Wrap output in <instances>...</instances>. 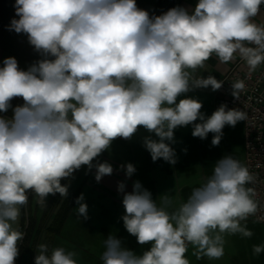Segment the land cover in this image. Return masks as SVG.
Here are the masks:
<instances>
[{
    "label": "clouds",
    "instance_id": "1",
    "mask_svg": "<svg viewBox=\"0 0 264 264\" xmlns=\"http://www.w3.org/2000/svg\"><path fill=\"white\" fill-rule=\"evenodd\" d=\"M262 5L264 0H198L191 12L178 6L150 16L136 0H15L19 18L9 30L27 34L43 58L27 70L15 57L0 67V112H8L14 98L24 101L12 108L11 118L0 116V264H16L24 233L14 225L28 192L43 208L50 194L68 196L69 185L61 181L82 166L96 168L97 182L111 175L110 163L93 161L113 140L131 139L143 127L159 138H144L152 160L174 165L168 142L175 143L176 128L192 125V135L201 139L213 133L212 145L218 146L226 125L245 121L244 111L226 104L206 118L198 99L178 98L222 87L212 75H194L213 55L221 63L238 55L250 71L264 63V23L254 21ZM231 87L238 99L245 83ZM121 167L128 177L136 171L131 163ZM252 181L248 168L226 155L173 211L167 194L158 206L136 181L123 196L122 220L138 244L150 247L138 255L109 235L103 264H190L189 245L197 259H220L225 234H253L241 224L258 208L254 190L246 186ZM124 189L120 182L118 190ZM83 201L81 194L75 211L88 219ZM38 249L35 264H78L77 254L63 247ZM253 252H264V245H254Z\"/></svg>",
    "mask_w": 264,
    "mask_h": 264
},
{
    "label": "crops",
    "instance_id": "2",
    "mask_svg": "<svg viewBox=\"0 0 264 264\" xmlns=\"http://www.w3.org/2000/svg\"><path fill=\"white\" fill-rule=\"evenodd\" d=\"M197 2L198 0H136L137 7L147 10L150 16L161 15L178 6L191 12ZM14 5L15 0H0V67L3 66L5 58L15 57L20 69L27 70L30 65L43 57L30 45L27 34L9 30L12 19L19 18L16 16ZM254 21L258 24L264 23V5L261 6V11ZM238 58L237 55L231 62L221 63L213 55L206 62L205 68L197 69L194 75L205 78L212 75L219 80ZM199 96H205L212 107L215 105L216 109L219 108L220 104L216 101L217 92L212 91L210 87L194 89L179 97L178 101L183 98L198 99ZM23 103L20 97L11 101L12 108ZM12 108L5 114L12 117ZM227 109L237 108L227 107ZM202 113L206 118L208 117L206 113ZM199 122L197 120L194 123ZM192 131V125L174 130L175 143L168 142L176 153L174 165L162 158L155 162L152 160L144 146V138L151 137L155 140L159 138L155 133L140 127L131 139L113 140L110 148L94 159L93 164L110 163L113 167L111 175H106L97 182L96 168L89 170L87 166H82L72 177L61 181L62 184L69 185L68 196L65 198L59 193L50 194L46 200L47 205L43 208L36 203V197L31 192L28 204L21 208L18 225H14V227L18 226L19 230L24 226L23 231L31 224V238L19 264H35V256L39 254L38 245L45 244L47 239L50 249V230L53 232L51 249L63 247L66 251L75 252L78 264H103L101 257L105 250V240L109 235L120 239L123 247L138 255L142 254L150 245L138 244L136 237L125 229L122 220L125 215L123 196L133 191V184L136 181L151 192L158 206H163L161 196L167 194L172 201L168 211H173L186 202L194 188L206 182L212 175L216 162L224 156L231 155L244 165L243 121L238 122L235 127L226 125L223 129V143L218 146L212 145L213 133L201 139L194 137ZM128 163L133 164L136 169L131 177L126 175V167H121ZM120 182L125 184L124 192L118 190ZM246 186L249 187V184ZM81 194L84 195L83 202L88 205V219L78 218L75 211L78 208L76 200L69 211L66 206L63 209L67 199L71 200L74 195L77 199ZM62 209L68 212L58 220L56 216ZM241 224L253 233L251 237H244L239 233L225 234L224 255L220 259H209L206 256L197 259L193 254L195 248L189 245L186 258L190 264H264V252L259 255L253 252L254 245H264V223L257 221L254 215H250L246 221H241Z\"/></svg>",
    "mask_w": 264,
    "mask_h": 264
},
{
    "label": "built area",
    "instance_id": "3",
    "mask_svg": "<svg viewBox=\"0 0 264 264\" xmlns=\"http://www.w3.org/2000/svg\"><path fill=\"white\" fill-rule=\"evenodd\" d=\"M219 80L224 83L216 91V101L220 105L226 104L228 108H237L247 114V119L243 121L245 160L246 167L253 176L249 187L254 190V199L258 204L254 218L264 223V63L250 71L246 62L239 57ZM237 80L245 83V89L239 93L238 99L232 95L231 87ZM0 116L11 118L3 112H0ZM30 193L31 191L28 196ZM26 229L27 227L21 231L24 238L18 243L19 249L25 242Z\"/></svg>",
    "mask_w": 264,
    "mask_h": 264
},
{
    "label": "trees",
    "instance_id": "4",
    "mask_svg": "<svg viewBox=\"0 0 264 264\" xmlns=\"http://www.w3.org/2000/svg\"><path fill=\"white\" fill-rule=\"evenodd\" d=\"M75 200H76V196H75V195L72 196V199H71V200L67 199V200L64 202L63 209H64L65 206H66V207L68 208V211H69L70 208H71L72 205H73V202H74ZM63 209L60 210V211L58 212L57 216H56V217L58 218V220L61 219V216L64 217L65 214L68 212V211H64ZM57 218H56V220H57ZM58 220H57V221H58ZM23 227H24V226L21 227V230H20V231H22ZM26 231H27V235H26V238H25V242H24V244H23V245L20 247V249H19V256H18L17 259H16V264H19L21 256L27 251V247H28V244H29V241H30V238H31V224L28 225ZM48 235H49V233H48ZM52 235H53V232L50 230V249H49V252L51 251ZM47 241H49V240L47 239L45 244H47V245H48V248H49V244H48Z\"/></svg>",
    "mask_w": 264,
    "mask_h": 264
},
{
    "label": "rangeland",
    "instance_id": "5",
    "mask_svg": "<svg viewBox=\"0 0 264 264\" xmlns=\"http://www.w3.org/2000/svg\"><path fill=\"white\" fill-rule=\"evenodd\" d=\"M198 100L200 102H202V105H203V107L201 108V111L204 112V113H206V115H208V117L211 116V114L215 110H217L215 105L213 106L214 108L211 106V104L209 103L208 99L205 98V96L204 97L199 96L198 97ZM222 143H223V137L221 138V141H220V144H222ZM215 153H216V149H215ZM243 158H244V166H246V160H245V145H244ZM27 211H29V210H27Z\"/></svg>",
    "mask_w": 264,
    "mask_h": 264
}]
</instances>
